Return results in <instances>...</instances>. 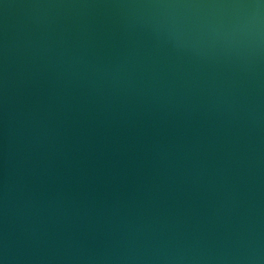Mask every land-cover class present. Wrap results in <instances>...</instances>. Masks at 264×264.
Segmentation results:
<instances>
[{"label": "water", "instance_id": "95a60500", "mask_svg": "<svg viewBox=\"0 0 264 264\" xmlns=\"http://www.w3.org/2000/svg\"><path fill=\"white\" fill-rule=\"evenodd\" d=\"M0 264H264V0H0Z\"/></svg>", "mask_w": 264, "mask_h": 264}]
</instances>
